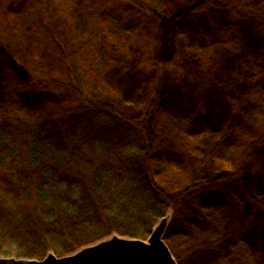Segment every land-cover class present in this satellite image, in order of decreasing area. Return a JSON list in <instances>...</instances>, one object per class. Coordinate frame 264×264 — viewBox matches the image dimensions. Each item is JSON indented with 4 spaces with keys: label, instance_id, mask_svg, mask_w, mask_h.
Segmentation results:
<instances>
[{
    "label": "rangeland",
    "instance_id": "obj_1",
    "mask_svg": "<svg viewBox=\"0 0 264 264\" xmlns=\"http://www.w3.org/2000/svg\"><path fill=\"white\" fill-rule=\"evenodd\" d=\"M201 1L155 0L156 15L102 32L94 24L84 62L96 91L133 117L153 102L156 176L182 196L164 234L178 264H264V24L250 14L264 0H217L196 11ZM30 3L11 0L8 12L23 14ZM106 12L104 20L115 15ZM7 78L1 64L0 119L69 100L53 90L8 94ZM247 162L239 179H229Z\"/></svg>",
    "mask_w": 264,
    "mask_h": 264
},
{
    "label": "trees",
    "instance_id": "obj_2",
    "mask_svg": "<svg viewBox=\"0 0 264 264\" xmlns=\"http://www.w3.org/2000/svg\"><path fill=\"white\" fill-rule=\"evenodd\" d=\"M10 1L0 0L5 91L53 90L69 100L49 104L40 115L0 119V256L43 260L115 235L147 240L182 198L156 176L147 122L153 102L135 118L99 94L86 70L84 39L94 24L101 23L102 32L121 20L156 15L155 0H30V8L14 16ZM216 1L202 0L195 10ZM106 11L115 15L104 20ZM250 14L264 24V3ZM247 166L227 173L229 179H239Z\"/></svg>",
    "mask_w": 264,
    "mask_h": 264
},
{
    "label": "water",
    "instance_id": "obj_3",
    "mask_svg": "<svg viewBox=\"0 0 264 264\" xmlns=\"http://www.w3.org/2000/svg\"><path fill=\"white\" fill-rule=\"evenodd\" d=\"M168 218L164 217L147 240L112 236L78 252L43 260L0 256V264H178L164 241Z\"/></svg>",
    "mask_w": 264,
    "mask_h": 264
}]
</instances>
